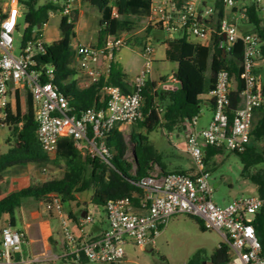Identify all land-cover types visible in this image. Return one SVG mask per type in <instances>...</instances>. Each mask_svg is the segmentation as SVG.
<instances>
[{"label":"built area","instance_id":"2783aa9c","mask_svg":"<svg viewBox=\"0 0 264 264\" xmlns=\"http://www.w3.org/2000/svg\"><path fill=\"white\" fill-rule=\"evenodd\" d=\"M22 1L0 0V129L13 108L10 92L22 87L32 100L35 134L43 151L50 157L56 153L58 141L71 139L76 148L91 159L108 163L110 152L105 138L116 125H131L143 118L142 90L150 80L153 70L150 44L143 46V63L130 84V92L106 83L115 54L127 45V39L109 35L102 47L71 42L75 65L87 77L85 87L100 80L103 85L97 101L103 107H89L75 111L67 99L52 84L53 69L36 62L45 52L46 42L42 33L20 45L14 54L15 36L19 33V19L23 18ZM55 1V0H53ZM76 1L61 0L56 14L69 16ZM202 0H151L146 27H160L168 35L178 29L187 37L208 45L213 42L222 54L232 52L239 44L241 51L239 94L242 106L232 110L230 91L232 81L225 70L218 72L214 89L209 93L212 100V118L207 127L196 130L197 117L184 120V152L189 156L194 171L160 173L156 169L136 183L141 191L140 202L135 205L131 197L107 201L103 210L107 227L98 236L84 233L85 226L95 222L93 215H85L71 229V220L55 194L42 201L43 210L59 223L62 244L59 255L40 253L26 257L23 253L27 240L25 234L9 224L0 228V264H30L41 257L60 258L73 263L118 264L125 257V245L147 249L168 221L185 215L196 218L205 230L222 231L229 247V259L217 264H264V254L252 225L254 215L264 206V199L257 196L234 200L220 207L212 201L208 184V172L204 164V148H215L233 153H243L249 143L254 113L264 108V56L260 51V38L254 32H242L239 24L246 22L244 10H239L235 0H223V12L217 27L207 20L214 13L213 5L199 9ZM259 5V0H257ZM111 17H117V8L110 6ZM15 13V15H13ZM233 15L239 22H232ZM171 82H175L173 77ZM166 90L171 88L166 85Z\"/></svg>","mask_w":264,"mask_h":264},{"label":"trees","instance_id":"16d2710c","mask_svg":"<svg viewBox=\"0 0 264 264\" xmlns=\"http://www.w3.org/2000/svg\"><path fill=\"white\" fill-rule=\"evenodd\" d=\"M96 5L101 12L100 28L97 34L95 47L103 46L109 35L118 36L122 32H130L139 28L147 18L151 0H81ZM237 1V0H236ZM214 13L208 18L217 27L223 12V0H211ZM23 32L20 45L37 37L41 29L47 24L50 13L60 9V0L22 1ZM117 8V17H111L110 6ZM244 10L247 20L240 24L242 32L257 33L260 38V51L264 56V19L260 16V7L257 3L242 5L238 8ZM152 29L163 32L160 27H146L148 34ZM58 30L59 39L46 43L45 52L36 58L41 65L53 69L52 84L65 95L70 106L79 111L89 107H103L97 101L103 81L93 83L88 87L77 89L73 79L79 72L75 65V54L71 42L75 38L74 24L67 17H60ZM165 61L177 64L173 74L177 87L170 90H156L154 82L146 81L142 97L144 101L143 118L130 125L128 140L124 133L114 126L105 138V145L110 152L108 163L93 160L82 155L74 142L68 138L58 141L56 153L50 157L45 153L37 140L36 124L33 118L32 100L25 92V112L21 114L16 95V110L10 114L5 122L8 136L5 140L7 150L0 154V174L17 166L32 165L44 167L51 165L62 168L58 178H49L45 181H31L29 186L11 192L0 198V224L3 215L8 218V224L13 227V212L21 206L22 199L33 198L43 201L50 194L59 197L62 205L68 206L77 203L75 195L92 190L90 204L103 208L107 201L131 197L135 205L140 202L141 191L137 188L138 180L159 168L160 173H168L160 162V153L154 149L148 139V134L161 129L166 134L181 132L184 120L197 117L203 98L209 96L216 84L219 71L225 70L229 79L234 83L230 91L232 110L242 106L239 96L242 83L239 80L241 51L240 47L229 53L222 51L214 44L213 39L204 46L189 40L183 35L180 38L164 41ZM259 72L264 74V68ZM127 76L119 64L112 62L106 83L119 88L122 93H129ZM212 106V100H207ZM131 145V149L130 146ZM214 149L215 154L222 151ZM131 150V159L128 153ZM247 165L262 164V167L250 177L256 188L257 195L264 199V108L254 113L250 131L249 143L243 153H235ZM170 172V171H169ZM182 172V171H172ZM184 173V172H182ZM70 214L68 215V217ZM192 218V217H190ZM201 231H205L202 223L192 218ZM252 225L256 237L264 254V206L254 215ZM52 243V239L49 240ZM229 247L221 244L212 254L214 264L229 259ZM193 264V263H192Z\"/></svg>","mask_w":264,"mask_h":264},{"label":"crops","instance_id":"0c3cea01","mask_svg":"<svg viewBox=\"0 0 264 264\" xmlns=\"http://www.w3.org/2000/svg\"><path fill=\"white\" fill-rule=\"evenodd\" d=\"M209 5H212L211 0H202L199 9H201L203 6H209ZM245 5H249V4H245ZM259 7L261 9L260 16L262 19H264V5L259 4ZM100 20H101V12L96 5L90 2L76 1L69 16V21H71L74 24V32H75L74 42L84 45L94 46L100 28ZM229 20L239 24L238 20L233 15L229 17ZM206 22L209 26H214V22H209L208 20ZM145 30H146V26L144 20L139 28H136L130 32L120 33L118 36L126 38L127 45L121 48L115 54L113 62L119 64L122 71L127 76V80H128L127 84L130 89L131 81L137 75L143 63V58H142L143 46L145 44H150V39L153 33H160L159 35L156 34L155 36H158L160 43L163 46V59L162 58L157 59L155 57V50H153L152 52L153 70L150 81L154 82L156 90H161V89L166 90L165 89L166 85H168V87H170L171 89H175L177 87L176 82H171L170 80H167L164 76H158L157 78L154 76V67H155V63H157V60H163V61H158L160 65H163L165 62H167L165 61L166 45L164 41L167 39L180 38L183 35L187 36L186 31L183 29H178L173 34L168 35L165 32H160L157 31L156 29H152L150 33L147 34ZM87 33L90 35V37H88V40H86ZM189 40L206 46V44H203L198 40L192 38H190ZM45 42L47 43V41ZM236 47L239 48V44H237ZM73 81L75 82V86L77 89H82L85 88V85L87 83V77L82 71H79L75 76V78L73 79ZM15 89L16 90L12 89L10 92L9 95L10 103L12 105L13 112H15L16 100H17L16 95H17L19 109L21 114H23L26 109L25 90L19 86L15 87ZM207 100L208 101L210 100L209 96L203 98L204 101L203 105H205V111H207L208 115L202 117L201 115L202 108L200 109L195 124L196 130H200L207 127V125L211 121L212 106L207 102ZM200 118L202 119L200 120ZM118 129L123 133L129 130L127 125H118ZM168 136L169 137L175 136L176 138L182 136L181 143L176 142L172 144L173 149L169 152V154H167V156L169 157L168 164L173 165L175 171H182L187 174H192L194 171L193 164L188 169H183L180 165L181 162L183 161L182 155L186 154L184 152L185 135L183 133V130L178 133L177 132L168 133ZM1 153L3 152L0 151V154ZM214 155H215L214 149L204 148V164L206 163V160L209 157H212ZM161 164L163 165L165 170L169 172L167 166L164 164L163 161L161 162ZM155 169L160 172L159 168L155 167ZM3 173L5 174V176H3L0 185L2 187H6L8 193L4 194L2 197H4L5 195L11 192L29 186L32 180L41 181L43 179V175L39 171L36 172L32 165L17 166ZM75 198H76V202H78L79 197L77 196V194L75 195ZM75 204L76 203L74 202L69 204L68 206H65L66 209L63 206L65 213L67 215L70 214L69 218L71 220V229L73 231H76L75 223L77 222V220L83 217L86 211L88 212L86 207H74ZM34 207L35 209L30 210L28 214L25 213H23L22 215L19 214L20 226H16L14 220L13 228L25 234L27 245L25 246L23 251L24 255H34V254L37 255L40 253H50L53 255L55 254V249L53 247L57 244V242L53 240V233L51 230L50 220L51 218L55 219V217L49 216L44 212L42 201H36V205ZM103 214H104L103 218H100L96 220L93 224L84 227L83 231L85 234H87L90 237H95L100 235L106 229L107 222H106L105 212ZM194 222L196 223V221ZM6 224H8V218L0 224V228ZM166 229L167 228L164 227L160 231L159 235L163 234ZM199 231L201 233V236H200V244L197 247L198 248L197 252H202L204 257H201L199 261L193 264H214L211 259L212 254L220 247L221 244L228 245V240L222 231H215V230L201 231L200 229ZM50 239H52V243L49 242ZM61 244H62V235L59 242V251L61 249ZM127 246L129 247L133 245L130 242H127V244L124 247L125 257L118 264H138L136 261L131 259L130 254L126 251ZM153 246L147 249L151 250Z\"/></svg>","mask_w":264,"mask_h":264},{"label":"rangeland","instance_id":"374dc122","mask_svg":"<svg viewBox=\"0 0 264 264\" xmlns=\"http://www.w3.org/2000/svg\"><path fill=\"white\" fill-rule=\"evenodd\" d=\"M45 0H39V4H42ZM61 1V0H60ZM257 0H237L236 6L239 8L245 4L256 3ZM258 4V3H257ZM259 4L264 5V0H259ZM59 16L54 14L49 17L47 24L41 29L43 38L47 43L57 40L60 37L58 30ZM20 29L19 33L15 36L14 42V54L18 55L20 50V39L23 32V18L19 19ZM142 24V23H141ZM157 30V29H156ZM159 31V30H157ZM153 33L150 39V45L155 50V57L157 59H163V46L160 43L158 36ZM90 35L86 34V40ZM157 60L154 67V76H164L167 80H170L172 75L176 72L177 65L172 62H165L160 65ZM234 83L232 82V86ZM202 117L208 115L205 111V105H201ZM202 118H200L201 120ZM130 128V125L128 126ZM129 130L124 132L126 140H128ZM8 136L6 128L0 129V151L5 152L7 145L5 140ZM150 144L160 153V162H164L168 171H175L173 165L168 164L169 152L173 149L172 144L178 142L181 143L182 136L176 138L175 136L169 137L161 129H156L148 134ZM130 149H131V145ZM82 155L86 156V153L82 152ZM181 167L188 169L192 166L191 160L188 155L184 154ZM128 157L131 159V150L128 153ZM95 160V159H93ZM35 171H39L43 175L41 181H45L49 178H58L62 174V168L53 167L51 165L44 167H35ZM262 167V164L247 165L242 162L241 157L233 152L220 151L214 156L209 157L205 163V170L208 172V184L212 190V201L220 206L224 207L230 204L234 200L247 198L250 196H257L256 188L250 180V177ZM5 174H0V182ZM1 184V183H0ZM8 193L6 187L0 185V198ZM92 190L85 191L77 194L79 197L78 202L74 207H86L88 212L93 215L94 220H98L104 217L103 208L90 204ZM36 201L33 198L22 199L21 206L16 208L13 212V219L16 226H20L19 214H28L30 210L35 209ZM66 209V207H65ZM7 219L6 215L2 216L1 223ZM51 230L53 233V240L57 244L53 247L55 254L59 255V242L61 239L59 223L56 219L50 220ZM167 229L165 232L155 239L154 246L151 250L140 249L133 246H127L126 251L130 254L131 259L138 264H189L196 263L203 256L202 252H197V247L200 244L201 233L197 227V224L192 218L179 215L171 218L165 226ZM35 255V254H34ZM34 255H25L26 257H33ZM30 264H96L90 262L73 263L71 261L62 260L60 258L50 259L41 257L38 261L31 262Z\"/></svg>","mask_w":264,"mask_h":264},{"label":"snow or ice","instance_id":"6c2138e0","mask_svg":"<svg viewBox=\"0 0 264 264\" xmlns=\"http://www.w3.org/2000/svg\"><path fill=\"white\" fill-rule=\"evenodd\" d=\"M13 15H15V13H13Z\"/></svg>","mask_w":264,"mask_h":264},{"label":"water","instance_id":"95a60500","mask_svg":"<svg viewBox=\"0 0 264 264\" xmlns=\"http://www.w3.org/2000/svg\"><path fill=\"white\" fill-rule=\"evenodd\" d=\"M236 1V0H235ZM33 37H34V34H33Z\"/></svg>","mask_w":264,"mask_h":264}]
</instances>
